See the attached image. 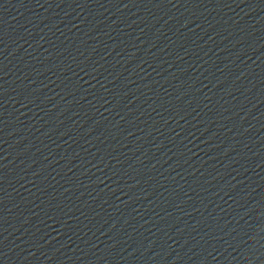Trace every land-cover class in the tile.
Here are the masks:
<instances>
[{
    "label": "water",
    "instance_id": "water-1",
    "mask_svg": "<svg viewBox=\"0 0 264 264\" xmlns=\"http://www.w3.org/2000/svg\"><path fill=\"white\" fill-rule=\"evenodd\" d=\"M217 125L244 264H264V0H179Z\"/></svg>",
    "mask_w": 264,
    "mask_h": 264
}]
</instances>
